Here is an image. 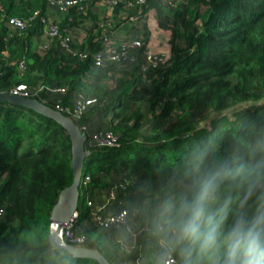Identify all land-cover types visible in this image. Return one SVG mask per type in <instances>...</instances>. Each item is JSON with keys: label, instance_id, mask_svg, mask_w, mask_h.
I'll use <instances>...</instances> for the list:
<instances>
[{"label": "trees", "instance_id": "16d2710c", "mask_svg": "<svg viewBox=\"0 0 264 264\" xmlns=\"http://www.w3.org/2000/svg\"><path fill=\"white\" fill-rule=\"evenodd\" d=\"M114 1L83 0L58 14L48 0H0V93L21 85L32 91L63 87V106L78 93L94 98L75 124L92 125L97 114L120 147L91 150L83 177H90L88 189L109 201L110 212L125 210L133 226L147 231L136 239L100 231L81 206L88 225L83 235L110 264H165L169 256L180 264L179 254L160 246L155 234L161 202L179 192L181 181L195 179L197 155L212 163L233 146L246 153L264 146V0H185L173 8L159 0L132 7L135 0ZM150 15L169 32L170 60L145 75L136 66L95 69L60 48L67 37L74 50L102 51L106 24L114 39L145 45ZM13 18L26 28L11 29ZM48 19L60 38H42V20ZM45 90L33 99L54 109ZM239 103L245 106L232 107ZM135 105L129 117L126 110ZM143 106L150 118L140 132ZM255 160L264 166V150L255 152ZM71 182L66 132L31 110L0 103V264H97L74 259L49 240L51 209Z\"/></svg>", "mask_w": 264, "mask_h": 264}, {"label": "clouds", "instance_id": "9594fccd", "mask_svg": "<svg viewBox=\"0 0 264 264\" xmlns=\"http://www.w3.org/2000/svg\"><path fill=\"white\" fill-rule=\"evenodd\" d=\"M233 146L207 163L197 155L195 179L161 202L155 234L180 264H264V166ZM235 194V195H234Z\"/></svg>", "mask_w": 264, "mask_h": 264}, {"label": "built area", "instance_id": "2783aa9c", "mask_svg": "<svg viewBox=\"0 0 264 264\" xmlns=\"http://www.w3.org/2000/svg\"><path fill=\"white\" fill-rule=\"evenodd\" d=\"M165 8H173L178 4H182L185 0H159ZM83 0H48V7L51 11L64 14L67 10L74 6H80ZM115 1L112 0L111 3ZM143 0H135L134 4L129 3L128 6L143 4ZM43 33L42 38L46 40L60 38L59 29L52 22V20H42ZM8 26L11 29L17 31H23L26 28V23L19 19H10ZM104 31L108 35L103 40L104 48L102 51L88 54L82 51L74 50L70 47V42L67 37H61L60 48L66 56L71 58H78L81 61L88 60L93 68H99L107 64H115L122 66H136L139 73L145 75L150 68H157L161 65L169 63L170 50L168 46L169 35L163 39L158 45V48H164L165 50H153L152 41L155 38V33H164L161 30L154 17L150 15L148 28L150 31L149 40L147 44H142L140 41L130 40H116L113 38L114 31L112 32V26L106 24ZM110 34V36H109ZM166 35L168 33H165ZM155 41V40H154ZM164 46V47H163ZM42 50H45L47 46L42 45ZM20 68H23L21 63ZM44 88L37 90H30L26 86H18L13 89L9 94L13 96H19L23 98L33 99L38 96L40 92H43ZM46 95L52 99L54 110L60 112L67 118H69L74 124L79 123L85 113L96 103V100L92 97L86 96L82 93L76 94L71 106H63L62 99L66 96V89L63 87H50L45 90ZM76 125V124H75ZM77 126V125H76ZM78 127V126H77ZM92 125L81 124L79 130L85 137L84 150L93 151L97 149H118L120 147L119 139L107 128H98L97 130H91ZM90 181L89 176H82L80 186V200L82 204L78 205L77 210L71 216L66 224H62V236L64 241L72 246L78 248H91L89 246L88 239L83 235L84 226L81 223L82 211L79 207L87 212V215L92 219L93 226L100 231H116L124 232L129 238L136 239L142 233L146 232V227L133 226L129 218L128 213L125 210L118 212H110L108 209L109 201L102 206H96L92 198V191L88 189L87 184ZM109 199L113 200L114 195L109 194ZM4 216V209L0 206V220ZM87 224V223H86ZM86 226V225H85ZM160 246H164L162 243ZM174 259L169 256L165 264H174Z\"/></svg>", "mask_w": 264, "mask_h": 264}, {"label": "water", "instance_id": "95a60500", "mask_svg": "<svg viewBox=\"0 0 264 264\" xmlns=\"http://www.w3.org/2000/svg\"><path fill=\"white\" fill-rule=\"evenodd\" d=\"M0 103L23 107L55 122L69 137L71 154L72 182L58 195L50 213V242L74 259L93 260L97 264H110L103 254L93 248H78L68 245L62 236V224H66L77 210L80 200L82 170L89 151L84 150L85 137L79 128L66 116L35 99L0 93Z\"/></svg>", "mask_w": 264, "mask_h": 264}, {"label": "rangeland", "instance_id": "374dc122", "mask_svg": "<svg viewBox=\"0 0 264 264\" xmlns=\"http://www.w3.org/2000/svg\"><path fill=\"white\" fill-rule=\"evenodd\" d=\"M118 38V37H117ZM119 39V38H118ZM245 105H240V103H239V105H234V106H232V107H235L236 109L237 108H243ZM137 105H135V106H129L128 108H129V110H126V112H130L129 114H128V116L130 117L131 116V114L134 112V110L135 109H137ZM147 107V106H146ZM145 106H143L142 108H141V112L143 113V117L141 118L142 120H141V128H140V132H142V131H144V129H145V127H147L148 126V122H146V119L145 118H150V114L148 113V111H147V108H146ZM235 111H237V110H234V109H232L231 111H229L228 113H227V115L228 116H231L232 117V115H233V113L235 112ZM107 122L108 121H106V120H104L103 118H101L100 116H98L97 114L93 117V120H92V127H91V130H97L98 128L97 127H102V126H104L103 128H106L107 126L106 125H108L107 124ZM208 124V121H207V123H206V125ZM205 125V126H206ZM94 168V167H93ZM79 203H80V200H79ZM83 221H84V219H81V223L83 224ZM88 228V225L87 226H84V229H87ZM121 236V235H120ZM123 236L126 238L127 236L123 233ZM122 241H124V240H122ZM139 264H143V261H141V262H139Z\"/></svg>", "mask_w": 264, "mask_h": 264}, {"label": "crops", "instance_id": "0c3cea01", "mask_svg": "<svg viewBox=\"0 0 264 264\" xmlns=\"http://www.w3.org/2000/svg\"><path fill=\"white\" fill-rule=\"evenodd\" d=\"M92 9H93V11H96L95 10V8L94 7H92ZM152 16V15H151ZM165 33H168L167 35L165 34ZM169 35V32L167 31H165L164 33H155V38H154V40L152 41V49L153 50H158V49H161V50H165L166 49V47H164V48H158V44L160 43V42H162L163 41V39L165 38V37H167ZM119 38V37H118ZM120 39V38H119ZM107 126V125H106ZM104 126H102V127H100V128H103ZM97 128H99V127H97ZM92 191V198H93V201L95 202V205L96 206H102V205H104V196H103V194L101 195V192H99V191H96V190H94V189H92L91 190ZM87 221L86 220H84L83 221V226H87Z\"/></svg>", "mask_w": 264, "mask_h": 264}]
</instances>
